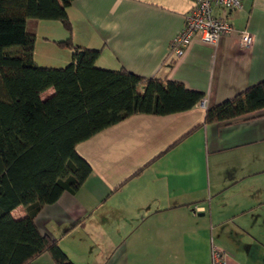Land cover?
<instances>
[{
	"label": "crops",
	"instance_id": "0c3cea01",
	"mask_svg": "<svg viewBox=\"0 0 264 264\" xmlns=\"http://www.w3.org/2000/svg\"><path fill=\"white\" fill-rule=\"evenodd\" d=\"M192 6L73 0L67 9L73 43L101 51L97 68L167 78L203 95L189 111L135 115L77 146L91 174L34 220L73 264H213L214 248L223 264H264V109L203 124L205 111L264 81V0H242L228 16L232 34L216 46L194 38L176 59L170 44ZM26 31L35 36L36 65L70 62L71 51L53 44L68 37L60 22L30 19ZM242 31L252 36L248 48L239 45ZM31 264L54 263L43 254Z\"/></svg>",
	"mask_w": 264,
	"mask_h": 264
},
{
	"label": "trees",
	"instance_id": "16d2710c",
	"mask_svg": "<svg viewBox=\"0 0 264 264\" xmlns=\"http://www.w3.org/2000/svg\"><path fill=\"white\" fill-rule=\"evenodd\" d=\"M72 1L0 0V264H31L43 254L54 264H73L34 220L62 193L75 194L91 174L77 146L132 116L179 114L203 99L167 78L97 68L101 51L72 41ZM30 19L60 22L68 37L53 44L71 51L66 66L35 64V36L26 31ZM49 89L53 94L42 98ZM263 109L261 81L205 111L203 124ZM17 207L26 212L19 220L11 215Z\"/></svg>",
	"mask_w": 264,
	"mask_h": 264
},
{
	"label": "built area",
	"instance_id": "2783aa9c",
	"mask_svg": "<svg viewBox=\"0 0 264 264\" xmlns=\"http://www.w3.org/2000/svg\"><path fill=\"white\" fill-rule=\"evenodd\" d=\"M242 0H193L190 13L185 17L182 30L170 44V55L179 58L194 38L202 43L216 46L220 40L233 33V25L228 16L241 9ZM215 10L225 14V17L215 15ZM227 16V17H226ZM252 36L247 31L239 34V45L248 48L252 44ZM213 264H223L222 252L214 248Z\"/></svg>",
	"mask_w": 264,
	"mask_h": 264
}]
</instances>
